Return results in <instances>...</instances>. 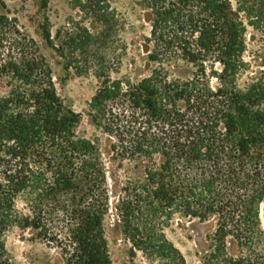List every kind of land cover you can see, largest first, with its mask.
I'll use <instances>...</instances> for the list:
<instances>
[{"label":"trees","instance_id":"trees-1","mask_svg":"<svg viewBox=\"0 0 264 264\" xmlns=\"http://www.w3.org/2000/svg\"><path fill=\"white\" fill-rule=\"evenodd\" d=\"M51 0H40L47 9ZM150 10L151 75L113 79L104 49L119 26L110 0L78 5L91 20L69 21L46 44L79 75L100 80L94 122L117 138L113 150L142 173L121 181L117 226L132 251L186 264L164 226L181 215L215 219L202 264H264V71L239 83L249 28L264 38V0H143ZM0 264H14L6 235L34 231L56 245L61 264H115L107 237L112 208L99 147L80 134L82 115L62 98L46 57L15 19L0 15ZM189 77L169 78L165 61ZM216 81V84H214ZM24 206L19 207V202Z\"/></svg>","mask_w":264,"mask_h":264},{"label":"rangeland","instance_id":"rangeland-1","mask_svg":"<svg viewBox=\"0 0 264 264\" xmlns=\"http://www.w3.org/2000/svg\"><path fill=\"white\" fill-rule=\"evenodd\" d=\"M85 0H51L47 9L41 7L40 0H0V15H7L17 21L18 28L33 39L39 52L44 55L52 69L54 82L58 92L67 106L82 115L79 132L92 140L99 147L106 165L109 188L113 191L112 208L107 218V237L110 243L112 258L115 264H162L148 259L140 251H132L131 244L124 239L117 226L118 216L115 210L118 195L122 187L121 181L129 176L139 177L142 173L140 164L129 158H121L114 150L117 144L115 135H111L105 123H96L90 115V102L95 95L100 80L94 73L79 75L74 70H67L63 59L50 48L42 35L41 24L49 18L52 33L69 21H82L90 25L78 8ZM112 8L119 17L112 38L104 49L113 79L138 81L152 74L158 67L150 61L147 39L151 36V23L147 20L150 10L143 0H110ZM9 45L0 43V54L8 53ZM246 61L248 70L240 76L239 83L245 86L252 77L264 71V38L252 28L247 35ZM163 68L169 78L189 77L192 67L183 61H165ZM8 78L0 75V95L7 90ZM216 84V81H214ZM24 203L19 202V207ZM262 227L264 229V202L261 206ZM215 227V219L201 223L199 220L176 215L164 226V232L182 253L186 264H202V256L209 245V237ZM9 256L14 264H61L59 251L54 244L39 238L34 231L23 232L13 228L6 235Z\"/></svg>","mask_w":264,"mask_h":264}]
</instances>
